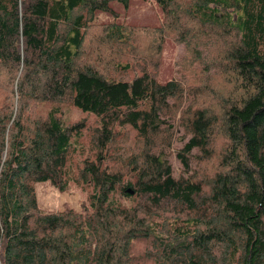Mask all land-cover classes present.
<instances>
[{"label":"trees","instance_id":"16d2710c","mask_svg":"<svg viewBox=\"0 0 264 264\" xmlns=\"http://www.w3.org/2000/svg\"><path fill=\"white\" fill-rule=\"evenodd\" d=\"M130 1L0 0V264H264V0H151L157 25Z\"/></svg>","mask_w":264,"mask_h":264},{"label":"rangeland","instance_id":"374dc122","mask_svg":"<svg viewBox=\"0 0 264 264\" xmlns=\"http://www.w3.org/2000/svg\"><path fill=\"white\" fill-rule=\"evenodd\" d=\"M112 7L118 10L119 17L118 20H121L125 23H137V24H159V11L155 7L154 3L151 0H131L126 7H122L117 3H112ZM96 19L98 21H108L111 18L105 13H97ZM94 45L93 40L88 37L85 38L83 44V49L86 51L88 57L87 61H94L97 55L94 54L92 47ZM182 51V45L175 42L171 38H166L161 45V52L158 56L157 65H156V78L160 82L167 81L172 79L173 76L177 77L179 72L176 71L175 61L180 57L179 54ZM104 55V54H103ZM99 59V58H98ZM105 61H97V65L102 66V63ZM95 65V64H94ZM105 66V65H104ZM106 67V66H105ZM106 69H103V71ZM214 80L215 87L220 86V79ZM219 81V82H216ZM12 89L16 91L15 85L12 86ZM17 99L13 101V106L15 108ZM64 110L68 111L65 113V116L69 118L70 121L80 120L84 114L76 111L72 106L64 107ZM174 147V146H173ZM172 159V164L176 170L177 175L181 172V167L178 165L175 158ZM35 194L37 200V206L43 211H56L62 208H73L80 210L82 203L84 202L86 195L83 190L80 188V185L74 183H69V185L63 189L59 190L54 186H51L48 182L35 184ZM123 203H126L124 200H121Z\"/></svg>","mask_w":264,"mask_h":264},{"label":"water","instance_id":"95a60500","mask_svg":"<svg viewBox=\"0 0 264 264\" xmlns=\"http://www.w3.org/2000/svg\"><path fill=\"white\" fill-rule=\"evenodd\" d=\"M126 192H127V193H131V191H130L129 189H126Z\"/></svg>","mask_w":264,"mask_h":264}]
</instances>
